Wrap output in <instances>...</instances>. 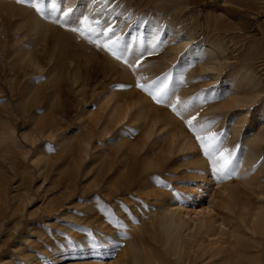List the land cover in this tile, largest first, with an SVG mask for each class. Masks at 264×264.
<instances>
[{
  "label": "rangeland",
  "instance_id": "obj_1",
  "mask_svg": "<svg viewBox=\"0 0 264 264\" xmlns=\"http://www.w3.org/2000/svg\"><path fill=\"white\" fill-rule=\"evenodd\" d=\"M263 111L264 0H0V264L150 256L166 207L185 264H226L241 215L264 264Z\"/></svg>",
  "mask_w": 264,
  "mask_h": 264
},
{
  "label": "bare ground",
  "instance_id": "obj_2",
  "mask_svg": "<svg viewBox=\"0 0 264 264\" xmlns=\"http://www.w3.org/2000/svg\"><path fill=\"white\" fill-rule=\"evenodd\" d=\"M89 1V0H88ZM88 3V2H87ZM83 9V8H82ZM87 9H89V8H87ZM89 10H91V9H89ZM35 22H36V20H35ZM169 30H170V28H168ZM171 31V30H170ZM167 32V31H166ZM152 34V33H151ZM151 34H149V35H151ZM169 32H167L165 35L166 36H168L169 37ZM172 35V34H171ZM151 37V36H150ZM157 37V36H156ZM167 37V38H168ZM166 38V39H167ZM170 38H171V36H170ZM148 39V38H147ZM156 39V38H155ZM191 39V38H190ZM186 40H188V39H186ZM184 41V40H183ZM149 43L151 42L150 40L148 41ZM148 43V44H149ZM185 43H186V41H185ZM187 44V43H186ZM211 45V44H210ZM215 47H212V46H210V47H208L207 49H204L202 52H203V54L204 55H208V54H212L213 53V50H215L214 49ZM201 49V48H200ZM216 49H217V47H216ZM202 54V55H203ZM205 68L206 69H211V67L209 66V65H206L205 66ZM230 86L232 87L233 86V84L232 83H230ZM182 98V97H181ZM241 98V97H240ZM251 99V98H250ZM248 101V100H247ZM247 101H245V100H242V99H236V100H233V104H235V105H242V106H244V105H247V103L249 102H247ZM181 102H182V100H181ZM251 102V101H250ZM149 106V105H148ZM182 107V106H181ZM147 108V107H146ZM183 112V111H182ZM183 116H184V113L182 114ZM141 116H143L144 118H146L147 119V115H146V113H142L141 114ZM150 117H152L151 115L149 116V118ZM149 118H148V120H149ZM150 119H152V118H150ZM264 119V111H263V113H261V114H259V117L257 118V120L255 121L256 123H259V121H261V120H263ZM256 123H251V126L253 125V124H256ZM232 124V123H231ZM263 125V124H262ZM254 126V125H253ZM252 126V127H253ZM240 127V126H239ZM238 127V129H240ZM255 128V127H254ZM230 129V128H229ZM230 130H234V129H230ZM179 131V130H178ZM236 131V133L239 131H237V129L235 130ZM259 131V130H258ZM232 133L231 134H233V131H231ZM147 131H145V134L147 135ZM181 133H182V131H181ZM235 133V132H234ZM262 133H263V131H262ZM144 134V135H145ZM235 135V134H234ZM234 135H232V139H234V137H236V136H234ZM254 135V134H253ZM251 137V136H250ZM247 140V141H246ZM245 141L247 142V143H249V145H250V148H246V150H249V153L251 152V155H252V157L253 158H255V156H257L255 153L256 152H252V149H255L256 148V146L259 144V143H261L262 141H264V133L263 134H260L259 135V133H258V136L256 135V137H253V138H249V136H248V138L246 139ZM245 143V142H244ZM247 145V144H246ZM190 149H194V146L193 145H190ZM198 151V150H197ZM257 151V150H256ZM206 152V151H205ZM208 154H209V152H208ZM257 154H259V151H257ZM215 156V155H214ZM192 157H194V158H196L197 157V155H195V154H192ZM252 157H247L246 158V161H250V160H252ZM208 158V157H207ZM209 159V158H208ZM219 160V159H218ZM204 161H206V159L204 160ZM204 161H201V165L200 166H203V165H205L206 163L204 162ZM243 161V160H242ZM209 162V161H208ZM219 162V161H218ZM213 163V162H212ZM253 163V162H252ZM246 165H247V163H246ZM214 166V165H213ZM202 168V167H201ZM258 172V171H257ZM236 177V176H235ZM239 178V177H238ZM250 182V181H249ZM253 182V181H252ZM261 183V182H260ZM248 186V185H247ZM246 187H244L243 189H245ZM247 188H249V186L247 187ZM250 189H252V188H250ZM245 191H247V190H245ZM250 191V190H249ZM248 191V192H249ZM231 192V191H230ZM153 193V192H152ZM251 193V192H250ZM256 193V192H255ZM156 195V194H155ZM253 195H255V194H253ZM257 196V195H256ZM156 197V196H155ZM227 198H229L230 200V202L231 203H229V201L228 200H226L227 202V205H228V203H229V207L226 205V206H224L227 210L230 208V204H233L232 203V200H231V198H230V195H228V197ZM261 199V198H260ZM264 199V198H263ZM234 205H235V203H234ZM233 205H231V207H232ZM163 208V207H162ZM166 208H168V207H166ZM163 209V214H159V218H158V221H155L154 223H151L150 225H149V227L147 228V233H149L151 236V238H150V240L149 241H151L152 240V242L154 243V246H155V248H154V250H150L151 251V254H150V256H148V248H151L150 246H152V243L151 242H144V241H140L139 240V245L140 246H138L137 245V243H135V242H133V241H131V240H129V239H127L124 235H118V233H117V237L116 238H114V239H116V241L117 240H122V239H125L126 240V248H127V250H126V252H125V259H124V261L122 260V263L121 264H140V257H139V249L141 248V250H142V252L145 254L144 256H145V258H146V262H147V264H185L186 263V261L187 260H185L183 257H181V252L180 251H182V249H184L185 248V246L187 245L188 246V242L190 241V239L193 237V236H195V234L193 233V234H187L185 237H183L184 235H183V231H184V228H186V223H184L183 221H181L180 219H179V217H177V216H179V215H176V213L177 212H173L171 209H170V211L168 210V209ZM262 208H264L263 206H262ZM262 208H259V209H261V211L262 212H264L263 211V209ZM153 210L154 209H152V212H153ZM234 211V210H233ZM232 211V212H233ZM228 212H230V210L228 211ZM250 212H252V211H250ZM255 212V211H254ZM254 212H252V214H254ZM262 212H261V214H262ZM230 214H231V212H230ZM234 213H232L231 215H233ZM257 214V213H256ZM227 215V214H226ZM251 216V215H250ZM258 216V215H257ZM256 216V217H257ZM229 217H230V215H229ZM228 217V218H229ZM256 217H250V219L252 220L250 223V225H248L247 223H249V222H247V220H245L244 219V216L243 215H241V217H240V223H235V222H232L231 220V222L230 223H228L229 225H228V227H230L231 229H232V231H229L230 232V236H228V238L226 237L224 240H223V242L224 243H227V241L230 239V238H233L234 240H235V248L233 249V250H231L230 252V254L228 255L229 257H227V258H225L226 259V261L227 262H225L226 264H245L246 262H248L249 261V255L246 253V252H244L243 250H242V248H243V242L241 241L242 240V238H244V240H245V238H249V239H255V238H252V237H254V235L256 234V230H255V225H254V221H256V220H254V218L255 219H257ZM261 218V217H260ZM261 220V219H260ZM262 221V220H261ZM259 222V221H258ZM131 223V222H130ZM263 223V222H262ZM231 224V225H230ZM256 224V223H255ZM124 225V224H123ZM130 225V224H129ZM211 225V224H210ZM264 225V224H263ZM227 226V225H226ZM123 227V226H122ZM259 227V226H258ZM211 226H206V222L204 221L201 225H200V227L197 229L198 231H200V232H203V234L202 235H204V234H208V232L209 231H211ZM214 228V227H213ZM212 228V229H213ZM259 229H261V228H259ZM202 230V231H201ZM221 230V229H220ZM223 230V229H222ZM230 230V229H229ZM263 232V231H262ZM195 233H197V231H195ZM227 233L226 232H223V231H220V234L218 233V235H220V237L221 236H223V235H226ZM262 234V233H261ZM146 235V234H145ZM264 236V235H263ZM263 236H261V237H263ZM259 237V236H258ZM260 237V238H261ZM256 238H257V234H256ZM193 239V238H192ZM220 239V238H219ZM138 240V239H137ZM258 240V239H257ZM263 240H264V238H263ZM246 242V241H245ZM258 242V241H257ZM248 243H251V242H248ZM253 243H254V241H253ZM256 243V242H255ZM256 245H257V243H256ZM259 245H260V241H259ZM153 246V247H154ZM186 246V247H187ZM252 246V245H251ZM250 246V247H251ZM254 246V245H253ZM256 247V246H255ZM259 247V246H258ZM160 248H162L160 251H158V249ZM153 249V248H152ZM244 249V248H243ZM148 250V251H147ZM245 250H246V248H245ZM253 252V251H252ZM255 253V252H254ZM253 253V254H254ZM126 255H128L127 257H126ZM256 255V254H255ZM142 257V256H141ZM252 257V256H251ZM126 258L128 259V260H126ZM235 258V259H234ZM256 258V257H255ZM143 259H144V257H143ZM229 260H230V262H229ZM251 260H254V259H251ZM250 260V261H251ZM145 262V261H144ZM229 262V263H228ZM249 263V262H248ZM252 264V263H251Z\"/></svg>",
  "mask_w": 264,
  "mask_h": 264
},
{
  "label": "snow or ice",
  "instance_id": "obj_3",
  "mask_svg": "<svg viewBox=\"0 0 264 264\" xmlns=\"http://www.w3.org/2000/svg\"><path fill=\"white\" fill-rule=\"evenodd\" d=\"M18 2H26V0H18ZM36 10L39 12L40 11V8L37 7ZM65 15H67V13ZM73 30L75 31L76 29H73ZM157 102H159V101H157ZM189 124H191V121H189ZM198 139H199V137H198Z\"/></svg>",
  "mask_w": 264,
  "mask_h": 264
}]
</instances>
